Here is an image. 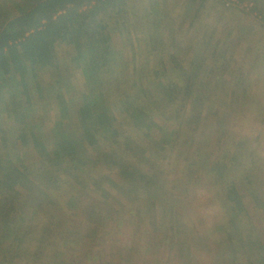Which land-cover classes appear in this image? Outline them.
Wrapping results in <instances>:
<instances>
[{"label":"rangeland","instance_id":"374dc122","mask_svg":"<svg viewBox=\"0 0 264 264\" xmlns=\"http://www.w3.org/2000/svg\"><path fill=\"white\" fill-rule=\"evenodd\" d=\"M22 1L0 0V27ZM257 7L252 0H128L109 31L114 62L103 80L118 144L105 149L134 180L106 163L87 167L89 177L67 157L52 168L57 188L45 189L44 169L32 166L29 148L18 153L19 131L0 115V165L9 158L21 181L10 193L0 191L3 260L48 264L62 250L66 264H257L264 254V0ZM193 57H199L201 73L188 81L194 89L187 95L184 76ZM70 59V49L62 46L55 75L36 73L28 121L44 136L59 119L52 83L69 77L77 109L86 91ZM159 79L175 87L173 97ZM196 94L204 99L200 109H193ZM127 100L138 107L145 127L123 112L120 103ZM65 128L71 137L81 136L78 117ZM165 136L169 144L159 160L142 158L162 148ZM98 172L122 179L130 199L119 187L93 185ZM230 185L242 212L226 207ZM71 195L80 202L76 212L65 205ZM8 218L16 222L9 229ZM93 228L89 243L84 234Z\"/></svg>","mask_w":264,"mask_h":264},{"label":"trees","instance_id":"16d2710c","mask_svg":"<svg viewBox=\"0 0 264 264\" xmlns=\"http://www.w3.org/2000/svg\"><path fill=\"white\" fill-rule=\"evenodd\" d=\"M127 2L128 0L15 2L16 16L0 27V115L7 118V122L14 131H19L16 143L18 153L26 147L29 148L35 160L32 166L44 169L42 187L45 189L57 188L59 180L54 179L52 168L67 157L71 159L70 164L74 168L87 175H89V172H85L87 167L93 168L106 163L121 167L124 177L130 180L135 179V175L128 172L127 168L113 156V152L105 149L118 144L116 117L103 80V75L110 72L114 62L109 31L117 27L115 19L124 12ZM201 3L203 4V1ZM252 3L254 10L258 9V0H252ZM62 46L70 49V60L75 68L80 69L86 91L81 95L77 109V106L72 103L74 92L69 77L66 76L52 83L50 89L57 104L59 119L51 123L44 136L36 123H29L31 112L28 105L31 103L33 89L37 83V71L47 70L52 76L55 75L58 71V50ZM199 57L191 59V67L184 76L187 82L201 73ZM170 60H172L171 55ZM157 73L156 71L155 74ZM158 83L166 88L168 98L173 97L175 87L171 83H163L160 79ZM191 87V83L185 84L183 90L187 95L193 92L194 88L191 89ZM199 97L198 94L194 96L193 109H200L204 104V99L201 100ZM120 105L135 126L145 127L142 113L134 103L127 100ZM196 112L198 116L200 112ZM75 117L79 118L81 130V136L77 138L71 137L65 128V122ZM1 126L0 121V131ZM165 138L162 148L155 149V152H147L142 158L159 160L163 148L169 144L167 143L169 138L167 136ZM125 151L132 156L137 154L127 145ZM81 160L84 162L83 167L86 168L79 164ZM7 163V165H0V191L10 193L21 181L18 175H15V169L9 158ZM91 179L93 185L119 187L125 197L130 199L129 193L132 191L122 179L115 181L114 178L102 172H98L97 176ZM155 191L149 192L148 201L151 202V194ZM225 199L226 207L232 213L243 211L241 198L234 185L229 186ZM78 202L77 196L71 195L65 202L67 210L78 211L80 209V202ZM24 216L21 215L20 220ZM13 220L8 218V229L15 222ZM14 226L16 227L15 224ZM43 230L46 232V228ZM13 233L16 234V228L13 229ZM96 233L97 228L88 229L84 238L89 243L93 242ZM4 243L5 236H2L0 237V264H8L6 260H3L6 251ZM246 243H249L252 255L253 242L247 240ZM63 254L62 250L56 251L48 264H66L62 260ZM256 263L264 264V254L260 255Z\"/></svg>","mask_w":264,"mask_h":264}]
</instances>
